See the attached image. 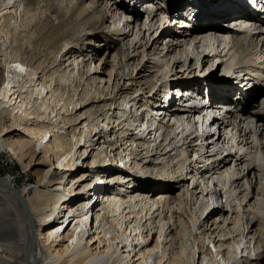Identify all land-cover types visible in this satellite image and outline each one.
<instances>
[{
	"label": "bare ground",
	"instance_id": "bare-ground-1",
	"mask_svg": "<svg viewBox=\"0 0 264 264\" xmlns=\"http://www.w3.org/2000/svg\"><path fill=\"white\" fill-rule=\"evenodd\" d=\"M24 1L27 6V14H32L35 18L29 24V32L25 37V42L19 46V53L6 56V73L0 71V150H5L15 156L23 169L26 170L30 167L28 175L34 173L36 181L34 186L30 187L31 176H29L24 186L19 188L16 184L17 181L13 179H0V264H264V255L257 253L260 248H264V101L261 102V106L254 103L256 95L264 91V80L259 83L262 84L260 92L254 91L257 89H250L247 93V95L251 94L249 97L247 96L244 103L246 109L243 113H233L232 111L226 113L230 125H238L243 147L253 150L252 138L257 136L259 155L250 159L252 155L249 153L237 158L235 156L222 158L217 162L215 169L227 170L235 158L238 167L233 172L236 177L232 181V187L227 189L225 194L217 195L215 202L211 201L214 191L205 192L209 190L208 179H201L200 170L193 173L195 168L201 169V164L197 159L185 157L187 150L192 149L195 145V138L188 136V140L181 144L180 139L176 136L179 133L176 128L182 130L188 127L189 121L185 120L188 119V116L176 112L174 108L175 113L172 117L176 118L178 124L170 128L164 141L157 143L155 140L158 135L163 139L165 131L162 133L160 130L151 141L152 135L155 133L149 129V125L143 127L140 125L138 130V133L145 137L133 138L132 130L135 128H133L134 122L132 124L134 115H131V108L133 105L135 107L139 105L146 95L143 93L145 96L143 95L142 98L139 91L132 86L140 83L144 76L151 83L150 86L154 84L160 87L154 93L149 90L147 101L155 105L156 112L148 115L149 120H146V123L149 124L150 121H153V116L155 121L158 120V123L166 126L169 123V119L165 120L166 108L170 110V106L163 104L162 94L166 89V96L170 97L168 93H171V88H178L182 83L178 80L188 78L184 82L185 90L188 89V86L199 81L198 75L192 72L196 67L190 69V66L198 63L192 64L196 56L202 64H206L213 55L216 60L220 59L218 63H222L225 56H231L229 59L232 60L235 52L232 54V49L227 48L228 42L224 38L216 36L217 48H222L219 53L216 48L214 49L213 41L210 43V38L215 35L212 34L213 36L204 38L207 33L213 31L218 33L230 31L224 26L226 20L216 17L222 15L224 6L222 4L215 6L209 0H162L164 10L153 4L154 1L158 3L159 0H143L141 7L145 9L143 8L142 12L147 14L151 29L155 23L159 22V11L166 13L160 24L163 28L161 30L159 26L154 28L155 34L150 33V37L147 39L143 33L138 40L132 41L126 46L123 42L124 37L128 36L126 29L119 28L116 23H109L107 26L113 28L112 32L116 35V42L110 46V36L100 29L107 23L110 11L116 9L122 11L124 15H129L126 21L127 27L131 22L137 23V20L142 17L140 11L134 9L136 6L130 4L131 0ZM137 1L135 0V3ZM214 1L217 5L224 2L223 0ZM42 9L43 11L37 14ZM46 11L49 14L45 13ZM50 13L54 15L56 22L51 21ZM224 16L226 17V15ZM2 17L0 32L8 31L12 17L11 12L3 14ZM188 18L190 19L188 24L190 32L182 29L179 33L180 24L182 23L181 26L186 25ZM150 28L148 31H151ZM165 30L164 39H167L168 42L164 47L162 46L161 52H164V57L175 55L171 70H167V65H163L162 61L158 59L143 61L145 53H148V49L151 48L155 40H159L158 36H161ZM244 30V33L236 34L237 51L241 52L240 62L249 64L248 66L254 70L256 69L255 65L250 64L255 62V55L264 57V46L261 47L262 53H257L256 49L258 43L264 41V32L252 33V26L245 27ZM171 32L173 36H171ZM240 33L246 36V40L238 36ZM97 35L103 38L106 42L105 45H108V48L104 49L105 53L112 54L111 70L117 67L120 79L125 78L128 82L123 86H118L110 100V108L114 105L115 108L119 107L120 109L118 110L120 116L117 119L121 121L117 123V126L131 131L128 141L136 144L137 147L135 151L131 150L132 152L128 153V156L143 161L144 164L153 165L159 172L164 173V171L170 170L174 176L160 175L159 178L157 175L153 177L154 179L140 180L138 175L129 174L131 179L127 180L119 177L121 171L106 172L109 173V181L118 177L119 179L115 183L127 181V183L134 184L136 190L127 192L114 186L116 184L104 187L103 189L107 191L117 188L119 192L126 194V198L111 196L106 204H93L90 207L92 202L87 201L89 200L86 198L87 192L90 197H93L94 194L89 192V188L86 192L85 188L91 184H94V189L100 187L101 184L97 182L99 176L96 172L101 167L117 166L115 159H119L121 156L116 152L115 143L108 140L109 126L103 125L86 141L93 145L90 163L91 165L97 164L95 168L92 169L91 166V170H89L93 177L85 183L78 184V181H75L77 177H74L71 180V182L75 181L74 186L66 188L64 178L67 172L58 171L56 168L53 170L51 168L38 169L39 154L43 152L46 156L50 151L45 148L50 146L48 142L52 135L49 132H54L53 142L58 143L57 138L60 132H55L53 129L59 126L57 123L51 126L53 123L46 125L40 121H32V118H39L40 111L45 106V101L38 103V98H35L34 94L46 99L50 92V97L55 96L58 101L63 99L60 86L52 87L53 82H57V78L61 84L65 82L64 75L60 74L63 62L57 63L59 56L61 59L66 60L67 58V60L73 61L72 63L79 64L76 59L78 56L84 55L85 51L79 50L74 45H77L81 39H92ZM201 35V40L197 39ZM204 40L209 41L210 48L207 44L204 46L203 43V45L200 43ZM132 43L133 50L131 52L133 54L129 52ZM191 46L194 47L192 55L187 52V47ZM199 46H204V48L201 50L198 48ZM150 51L157 53L155 47ZM178 52L185 55V58L183 56L176 57ZM98 53L95 48L90 53L87 52L84 59L91 60L90 63L93 64ZM103 60L104 57L98 59L99 63ZM130 61L133 62L135 68L140 65L133 79L124 69ZM142 61L143 63H141ZM224 66L229 71L228 62H225ZM174 68L175 72L170 74ZM176 68L179 70L185 68L184 73H177L179 71H176ZM186 70L190 71L184 75ZM146 71L147 73H145ZM36 75L39 77L35 80ZM201 78L203 81L206 80L207 84H224V80L216 82L212 76L205 75ZM223 78L220 77V79ZM29 83L28 88L32 89L23 96L22 90L27 88ZM48 88L50 89L48 90ZM16 94H18L19 100L17 98L10 99L11 95L15 96ZM128 94L129 100L125 99ZM96 98V92L91 90L82 99L86 101ZM121 99L128 104L133 103L129 110L124 107V102H120ZM72 101V97L67 98L68 104ZM91 103L93 104V114L97 116L96 125H100V122L104 120L100 121V116L107 115L108 112L99 114L100 109L97 108V104ZM4 104L12 106V110L4 107ZM141 106L142 104L137 108L138 111ZM13 110H17L15 114H20L13 117ZM142 113L144 114L143 111L139 112V115ZM113 114L114 112H112ZM30 115L35 117H30ZM112 115L108 117V120L114 119V115ZM48 118L52 120V118ZM20 120L25 121L22 132L16 128L22 125ZM106 123L109 122L105 121L104 124ZM142 123L144 124V122ZM142 123L140 122V124ZM183 124L186 126L181 128ZM160 128L163 126L160 125ZM27 133L32 136L39 135L40 141L46 142L42 151H37L33 138ZM87 149L85 148L84 153ZM107 149H110L113 158H109V164L104 165V156L108 155ZM124 150H128V146L124 147ZM67 153H71V148L60 154H54L56 162L62 165L63 161L59 162L60 158ZM79 153L80 151H75L73 158H70V161L73 162L72 165L69 163L65 165L73 166L74 160L79 159L74 156H78ZM84 176L82 174L81 177ZM214 181L210 180V184L214 185V189H220L217 184L213 183ZM156 190H162V192L157 193L156 195L159 196L154 199V196L150 197L149 193L153 192L154 195ZM76 198L80 199L76 201ZM98 198L100 197L97 196ZM104 198L105 196L102 195L100 200ZM222 198L226 199L225 205H222ZM85 199L86 201H84ZM123 206L125 207L122 208ZM66 208L71 213L73 212V216L62 220L61 215ZM64 222L67 224L65 225ZM64 226L62 231L60 228ZM96 237H99V247H96L93 252L86 242L83 244V241ZM210 244L214 247L215 252L210 250ZM219 255L220 258H218Z\"/></svg>",
	"mask_w": 264,
	"mask_h": 264
},
{
	"label": "rangeland",
	"instance_id": "rangeland-1",
	"mask_svg": "<svg viewBox=\"0 0 264 264\" xmlns=\"http://www.w3.org/2000/svg\"><path fill=\"white\" fill-rule=\"evenodd\" d=\"M40 1L41 0H38V2H40ZM24 2H25L24 0H0V10H1L0 11V21H3V17H2L3 14H6L7 12H11V15H12L11 20H10V26L8 27V31L0 32V71H2V73H6V70H7V66L5 64L6 56L15 55V54L19 53V46H20V44L25 42V40H26L25 37H26L27 33L29 32V24L35 18V16H32V14H29V13L27 14V6ZM142 2H144V1L138 0L135 3V0H131L130 4L133 6L134 5L136 6L134 9L137 11H140V13H141L140 15L142 17H140L137 20V23L131 22L129 27L126 26V21H127V18L129 17V15H127V14L124 15V13L122 11L116 10V9L109 12L107 23L105 25H102V27L100 29L110 36V38H111L110 42L108 41L110 46L114 45V42H116V35H114V33L112 32L113 28L107 26V25H109V23H112V24L116 23V26H119V28H122V29L125 28L126 29V31L128 32V36L124 37V40H123V42L126 46H128V43H131L132 41L138 40L143 35V33H144V36L146 39L150 37V33H152V35L155 34V31H153L154 28L158 27L161 24V22L165 18L166 13H163V11H159L160 12L159 16H158L159 22L155 23V25H153V27L151 29L150 28L151 23H150V20H149L147 14L142 12V10L145 9L144 7H141ZM162 3H163L162 0H159L158 3H156L154 1L153 4H154V6L160 7V9L161 8L164 9V4H162ZM41 6H42V2H41ZM41 11H43V9L38 11L37 14L41 13ZM45 13L49 14L48 11H46ZM50 18H51L52 22H56L54 15L51 13H50ZM120 19H121V21H120ZM139 27H142V29H139ZM148 27L151 29V31H148V29H149ZM168 28L169 27H167V29ZM144 30H146V32H144ZM166 30L164 32H162L161 36H158L159 40L158 41L155 40L151 46V48L155 47L157 49V51H156L157 53L155 54L153 51L149 52V50H151V48L148 49V53H145V55L143 56V61H145L147 59H149V61H151L153 59L154 60L158 59V60L162 61L163 65H167V70H171L173 68L175 55L164 57L163 56L164 52H161V49L164 47L165 43L168 42L167 39H164V37L166 36L165 35ZM92 39L91 38L90 39H81L78 41L77 45L76 44L74 45V43H72V42H70V43L72 45L76 46V48H78L79 50H81V51L84 50L85 51L84 55L87 52L90 53L92 50H95V48H96V50H98L99 53H98L97 58L94 59L95 63L92 64V63H90L91 60L84 59V55H80L77 57L76 61L79 64H74V63H72L73 61L67 60V58H66V60H64L63 58L61 59L60 56L58 58L57 63L63 62L61 67H60V74L64 75L65 82H63L61 84V82L57 78V82L56 83L53 82L52 87L55 85H56V87L60 86L61 93L63 94V97H62L63 99L58 101L57 97H55V96L50 97V92L47 94L46 99L41 98V97H37V95L34 94V97L38 98L37 99L38 103L45 101V106L40 111V114H39L40 117L39 118H36L34 115H30V117L31 116L35 117V118H32V121H40L41 123H44L46 125L53 123L51 126H54V124L57 123L59 127H56L53 130L55 132H57V131L60 132V135H58V138H57L58 143L53 142L54 132L53 131L49 132V134L52 135V138L48 142L50 144V146H48V147H45L46 142H41L42 140L40 141L41 137L39 135L38 136H32L29 133H27L31 138H33V140L36 144V149L38 152L42 151L44 149V147L47 149H50L48 155H46V156L44 155L43 152L39 154V158H38L39 167H38V169L46 170L48 168H51L53 170L56 168V169H58V171L67 172V175L64 178V184H65L64 186L66 188L73 187L74 186L73 183H75V181H78L77 184L78 183H85V182L89 181V179L93 177V174L91 175V173H89V170H91V166L93 169V168H95V166L97 164L91 165V163H90L91 162L90 156L93 152V151H91V149L93 148V145L90 142L87 143L86 141L88 140L89 137H92L95 134V132L97 130H99L103 125L105 127L108 125L109 126L108 131L110 134V136L108 137V140L115 143V147L117 148L116 152L121 154L120 158L123 159V157L127 156V159L130 158L129 160H131L130 164L128 165L130 169H127L128 171L130 170L129 173L132 172V173L138 175V177H140V180H145V179H149V178L154 179L153 177L157 176V175H159V178L161 176H166V177L167 176L170 177L172 175L174 176V174L172 172H170V170H166V171H164V173H162V172L157 171L153 167V165H151V164L149 165V163L144 164L143 161L141 162L137 159H133V157L131 158L130 156H128V153H131L132 151H135V149H137L136 144H135V147H133L134 144L131 143V141H128L129 136L131 137V131L121 129L122 126H117V123H119L121 121L120 119H117L120 116V114L118 113L119 112L118 110H120L119 107L115 108L116 106L113 105L110 108V104H111L110 100H112L111 97L117 91L118 86L119 87L123 86L128 82H127V79L125 80V78L120 79L119 70L116 69L117 67H115V69L111 70L112 54L111 53L110 54L105 53L106 51L104 49H106V47L108 45L107 44L105 45L106 42L103 40V38L97 35ZM215 39H216V36L214 37V40ZM211 42L212 41H210V43ZM216 42H217V40L212 42V43H214L213 47H214V49L216 48L217 53H219V50H222V48L221 47L217 48L218 44ZM132 46H133V43L129 47L130 48L129 52H131L133 50ZM203 47L204 46H201V47L199 46L198 48L202 50ZM193 48H194L193 46L187 47L188 54L190 53V55H192ZM209 48H210V46H209ZM131 54H133V52H131ZM91 55H92V53H91ZM180 56H183V58H185V55L179 54V52H178L176 57H180ZM100 57H104V60H103V62L99 63L98 59ZM213 57H214V55H213ZM213 57H211L208 60V62H206V64L205 63L202 64L201 61H198V58L196 56V59L192 61V64L193 63L195 64L196 62H198V63L193 65V66H190V69L191 68L193 69V67H196L192 71L193 74L201 76V77H205V75L207 77L212 76L214 79L220 78L218 76V72H220L222 69L224 70V73L227 74L229 71H227V69L225 68L224 65H225V62L231 61L229 59L231 56H225L230 61L225 58L222 63L220 62L221 64L217 62L218 60H216V57L215 58H213ZM256 57H260V56L256 55ZM83 59H84V61H83ZM105 60H107V61H105ZM143 61L141 63H143ZM70 64H72V65H70ZM126 67L124 68L125 71L128 72L129 75L133 79V77L136 76L137 70L139 69L140 65H138V67L135 68L133 66V62L130 61ZM184 69L179 70V68H176V71H179L177 73L183 74ZM189 71L190 70H186L184 75H186ZM170 72H171L170 74L174 73L175 68ZM145 73H147V71ZM38 77H39V75H36L34 77L35 80ZM145 78H146V76H144V78L141 79L140 83H136L132 86L134 89L139 91V93L142 95L141 96L142 98H143L144 94L146 95V97L143 98L141 100V102L139 103V105L142 104V106H143V107L141 106V109H139V111L137 110L139 105H137L135 107V105H133V103H130V104H128L127 102L125 103L124 100H122L123 98L120 100V102H124V107L128 108V110H129L130 106L133 105L131 108V111H132L131 115H134L132 117V120L139 115V112L143 111V108L148 109L149 105H152L150 102L147 101V97L149 96V93H150L149 90H152L154 93L155 91L160 89L159 85L153 84L152 86H150L151 83L148 82ZM50 82H51V80H50ZM37 84H38V82H37ZM29 86H30V83L27 85V88L22 90L23 96L27 95V93H29L30 90L32 89V88L29 89L28 88ZM49 89L50 88H48V90ZM91 90L93 92H96L97 98L84 101L82 98L85 96V94L88 91H91ZM260 91H261V89L257 90V92H260ZM127 96L128 97L125 99L129 100V94ZM262 96H264V95H262ZM17 97H18V94H16L15 96L11 95L10 99L14 98V100H15ZM69 97H72V100H73L72 103H70V104L67 103V98H69ZM19 99L20 98H17V100H19ZM262 99H263V97H262ZM259 101H258V103L260 105L262 100L260 102ZM91 102H94L95 104H97V108L100 109L99 114L108 112L107 115L100 116V118H99L100 121L104 119L103 122H100V125L99 124L96 125L97 124V116L95 114H93V108H92L93 104ZM162 102H163V99H162ZM164 105L166 106L165 103H164ZM256 105H258V104H256ZM3 106L12 110V106L9 107V105H7V104H4ZM112 112H114V114H113L114 116L112 115ZM15 113H17V110L12 111L13 117L18 116V114H20V113H18V114H15ZM111 115L114 117V119H111L112 122L110 120H108V117H110ZM141 115H143V113ZM146 115L148 116L151 114L148 112V114H146ZM48 117L52 118V120L49 119ZM162 117H163V115H162ZM115 119H116V121H115ZM12 120H13V118H12ZM105 121H107L109 123L104 124ZM19 122H21L22 125L18 126L16 128L18 131L22 132L24 130L23 127H24L25 121L20 120ZM143 122H144V124L143 123L140 124V121H135V123L137 125H139V126L142 125V127L149 125L146 123V120H144ZM170 128H171L170 126L167 127V129H168L167 132L170 130ZM122 130H124L123 133H121ZM87 135H89V136H87ZM127 137H128V139H126ZM152 140H153V137L151 138V141ZM55 144H58V145H55ZM126 146H128V150H124V147H126ZM95 147H97V146H95ZM69 148H71V153H67L66 155H63L59 161V162L63 161V164L62 165L58 164L56 162V158H54V154H60L64 150H68ZM85 148H88V149L84 153ZM107 150H108V153H107L108 155L104 156V158H105V160L103 162L104 165L109 164L108 163L109 158H113V155L110 153V149H107ZM75 151H80L78 156L77 155L74 156V158L79 157V159H75L74 165L69 166V165L73 164V162L70 161V158L71 157L73 158V153ZM82 153H84V154H82ZM120 158L115 159V162L116 163L120 162ZM115 162H114V164H116ZM67 163H69V165H65ZM117 164H119V163H117ZM146 165H147V167H146ZM111 166H114V165H111ZM103 169H105V167L104 168L101 167L96 172V174H98L99 178H100V175H102V174L105 175L103 173V172H105V170H103ZM123 169H126V168L124 167ZM29 170H30V167L26 170L23 169L22 165L16 159L15 156H13L12 154H10L9 152H7L5 150H0V179H3V178L13 179L14 181H17V183H16L17 186L19 188H22L24 186V184L26 183L27 178L29 176H31L29 186L33 187L35 184V181H36V176L34 173H29V175H28ZM82 174H84L85 176L81 177ZM88 174H90V175H88ZM107 174L109 175V173H107ZM108 175H107V178H109ZM74 177H77L76 180L74 182H71L72 178H74ZM86 177H87V179L85 180ZM107 178L105 179V182H106ZM81 181H84V182H81ZM124 183L126 184L127 181L126 182L125 181L124 182L119 181L116 183V185H114L115 183L113 185L116 187L121 186L119 188L124 190V191L126 190L127 192L136 190L134 184L127 183L126 186H123ZM187 183H189V182L187 181ZM113 185H109V186H113ZM99 186H101V185H99ZM106 187H108V186H106ZM159 192H162V190H156L154 192V195H153L154 199L158 198L159 195H156V194ZM99 197L100 198H98V200L101 199L102 195H99ZM79 199L80 198H76V201ZM92 200H94V199H92ZM224 202L225 201L222 202L223 203L222 205H225L226 202L225 203ZM92 205L93 204H90V207ZM70 213L71 212L68 208L64 209L63 214L61 215V217H63L62 220H66V218L70 217L71 215L73 216V212L71 214ZM60 220H61V218H60ZM67 222H64V224L66 225ZM64 228H65V226L60 228V229H62V231H63ZM98 238L99 237H96L95 239L94 238L93 239L88 238L87 241H83V244L86 242V244H88V247L93 252H95V248L99 247L98 246V242H99ZM209 248H210V250H212V252H215V249L211 244L209 245ZM226 253H227V251H226ZM257 253L264 255V248H260L257 251ZM220 257L221 256L219 255L218 258H220Z\"/></svg>",
	"mask_w": 264,
	"mask_h": 264
}]
</instances>
